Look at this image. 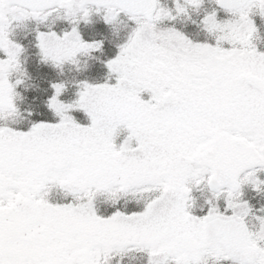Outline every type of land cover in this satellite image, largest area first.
Wrapping results in <instances>:
<instances>
[{
    "label": "snow or ice",
    "instance_id": "6c2138e0",
    "mask_svg": "<svg viewBox=\"0 0 264 264\" xmlns=\"http://www.w3.org/2000/svg\"><path fill=\"white\" fill-rule=\"evenodd\" d=\"M202 3L176 0L173 15L160 0H0V120L20 115L15 86L23 81L9 82L23 51L9 39L13 21L43 22L59 9L73 22L87 20L95 5L109 24L121 13L135 22L107 61L114 84L82 81L78 99L64 103L65 85L53 83L47 106L58 121L28 131L0 126V264H110L134 251L146 252L148 264H264V217L251 230V209L240 199L244 184L264 190L255 175V166L264 168V52L251 42L249 17L264 16V0H216L232 18L220 21L215 11L202 18L215 45L158 27ZM101 44L76 27L38 33L42 58L57 67ZM202 184L212 199L197 216L191 191ZM222 196L223 212L214 203ZM98 203L113 210L101 214Z\"/></svg>",
    "mask_w": 264,
    "mask_h": 264
},
{
    "label": "trees",
    "instance_id": "16d2710c",
    "mask_svg": "<svg viewBox=\"0 0 264 264\" xmlns=\"http://www.w3.org/2000/svg\"><path fill=\"white\" fill-rule=\"evenodd\" d=\"M212 2L213 0L208 3L203 2L201 8L204 7L205 12L214 10L215 7ZM160 5L175 10V8H172V3L160 0ZM94 9L95 7H93ZM102 13H104L103 10L95 13L87 21L80 20V24L77 27L83 40L88 42L100 41L102 42L101 47L93 50L88 55L77 54L76 63L65 62L59 67L42 58L37 39L38 33L41 31L46 33L52 32L56 26L51 27V29L46 27L47 23L50 22L49 19L45 21L47 22L46 25H39L36 22H23L17 25L20 28L21 39L17 38L16 41H11L19 44L23 49L19 57V74L20 80L23 83L15 86V91L18 95L14 102L20 115L15 118V122L12 119L0 120V126L12 127L19 131H28L31 125L36 122L42 120L49 122L58 121L59 117L55 116L53 111L47 106L48 99L55 91L51 86L53 83H63L65 85L58 99L64 103H72L78 99L82 81H86L92 85L103 83L114 84L116 82V74L109 73L107 61L119 54V45L125 42L127 33L131 28L135 27V24L124 13H121L118 17V22L112 25L101 17ZM203 17L200 16L199 12L189 9L188 16L181 15L176 16L175 19H164L158 23V27H175L192 39L193 42L205 39L208 40V43L215 45L213 40L215 36L209 34L201 24ZM253 20L257 24L264 22V18L259 14L254 16ZM65 31L70 32L71 30L66 28ZM57 35L63 36L62 31ZM252 39L251 42L255 45L257 51L259 49L264 50V33L262 31L253 35ZM253 41H256L258 44L253 43ZM222 46L230 47L226 42L222 43ZM12 84L15 83L12 82ZM141 96L147 100L150 97V93L144 92ZM69 114L81 125H88L91 122L82 109H71ZM125 136H127V129H123L121 135L117 137V146H119ZM132 143L135 146V141ZM208 193L211 192L203 184L198 187L192 186L191 196L194 199V203L189 209L192 214L202 216L207 213L210 206L208 203ZM68 199H71V197H68ZM214 203L220 211L226 208L224 204L218 203L217 200H214ZM133 204L134 202L130 201L128 207H132ZM121 205H123V201H121ZM106 209L107 211L113 210L108 205L97 204V211L101 214ZM110 264H148V254L146 252L134 251L123 258L114 256L110 260ZM169 264H174V261H170Z\"/></svg>",
    "mask_w": 264,
    "mask_h": 264
},
{
    "label": "rangeland",
    "instance_id": "374dc122",
    "mask_svg": "<svg viewBox=\"0 0 264 264\" xmlns=\"http://www.w3.org/2000/svg\"><path fill=\"white\" fill-rule=\"evenodd\" d=\"M163 1H164V2L172 3V4H173L172 8H175L176 0H163ZM210 1H212V0H203V2H206V3L210 2ZM181 2H183V0H181ZM206 3H205V4H206ZM212 4H213V6L215 7L214 0H213ZM195 11H196V12H199L200 16H205L207 13H209V12H205L204 7H203V8L200 7V9L195 10ZM212 11H213V10H212ZM212 11H210V12H212ZM256 11H257V12L253 11V12H251V13L249 14V17H250L251 20H253V17H254V16H256V15H258V14L261 15L260 12H259V10H256ZM172 12H173V14H174V13H175V10H172ZM95 13H99V12L93 10V11L91 12V14H90V16H89V18H88L87 20H89L91 17H93ZM261 16H262V15H261ZM101 17L104 19V13L101 14ZM216 17H217L218 20L223 21V20H226V19H231V18H232V14H231V13H228V12L220 13V14L216 13ZM47 19L50 20L49 23H47V22H45V21L41 22V21H38V20L33 19V18H29V19H27V20H29L30 23H32V22H36V23L39 24V25H46V23H47L46 27H48L49 29H51V27L56 26V28L52 31V32H56V34L60 33L61 31H62V34H64V33L66 32V31H65L66 28H68L69 30H71L73 27H76V28H77V27L79 26V24H80V20H82V19H78L77 21L73 22V21L70 20V19H66L65 16H64V10H63V9H59V10H57V11H53V12H51ZM47 19H46V20H47ZM27 20H25V22H27ZM87 20H86V21H87ZM84 21H85V20H84ZM13 23H16V22H13ZM133 23L135 24L134 21H133ZM159 23H160V22H159ZM159 26H160V25H159ZM12 27H13V25H11V28H12ZM41 32H43V31H41ZM45 33H46V32H45ZM18 39H21V37H19ZM37 39H38V35H37ZM213 40H214V42L216 43L215 37L213 38ZM207 41H208V40H205V39L202 40V39H201V41H198V42H199V43H203V42H207ZM207 43H208V42H207ZM223 43H225V42H223ZM226 43H227V42H226ZM227 44H228V43H227ZM228 46L231 47V45H229V44H228ZM258 52H262V50L259 49ZM2 53H3L2 56H5V53H4V52H2ZM19 72H20V71H18V72L15 74V77H18V79H20V74H19ZM195 187H198V186H195ZM207 196H208V200L212 199L211 193H208ZM205 199H206V197H205ZM216 200H218V199H216ZM222 203H223V204H226V200H225L224 198H222ZM193 215H195V214H193Z\"/></svg>",
    "mask_w": 264,
    "mask_h": 264
},
{
    "label": "flooded vegetation",
    "instance_id": "af4514ba",
    "mask_svg": "<svg viewBox=\"0 0 264 264\" xmlns=\"http://www.w3.org/2000/svg\"><path fill=\"white\" fill-rule=\"evenodd\" d=\"M0 58H5V56H1ZM16 73L17 72H14V74ZM255 167L258 169L255 175L259 179L264 180V168H261L259 165ZM241 191L242 195L240 199L247 201L248 206L251 209L248 217H246V223L249 225L251 230L256 231L259 227L257 217H264V190H257L250 183H248L242 185ZM231 212L232 211L227 212L226 214L230 215ZM209 264H212L211 260H209ZM219 264H233V262L231 260H221Z\"/></svg>",
    "mask_w": 264,
    "mask_h": 264
},
{
    "label": "clouds",
    "instance_id": "9594fccd",
    "mask_svg": "<svg viewBox=\"0 0 264 264\" xmlns=\"http://www.w3.org/2000/svg\"><path fill=\"white\" fill-rule=\"evenodd\" d=\"M4 11H5V13H8V11H9V7H8V5H5L4 6ZM126 26V25H125Z\"/></svg>",
    "mask_w": 264,
    "mask_h": 264
},
{
    "label": "water",
    "instance_id": "95a60500",
    "mask_svg": "<svg viewBox=\"0 0 264 264\" xmlns=\"http://www.w3.org/2000/svg\"><path fill=\"white\" fill-rule=\"evenodd\" d=\"M216 4H217V3H216ZM217 6L220 7L219 4H217ZM220 8H221V7H220ZM222 9H223V8H222Z\"/></svg>",
    "mask_w": 264,
    "mask_h": 264
}]
</instances>
